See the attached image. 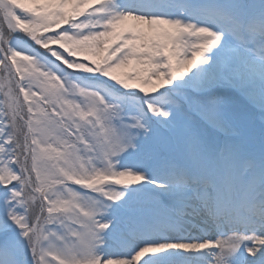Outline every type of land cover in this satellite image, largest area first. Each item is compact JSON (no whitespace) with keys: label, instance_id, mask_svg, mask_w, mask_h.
Masks as SVG:
<instances>
[{"label":"snow or ice","instance_id":"6c2138e0","mask_svg":"<svg viewBox=\"0 0 264 264\" xmlns=\"http://www.w3.org/2000/svg\"><path fill=\"white\" fill-rule=\"evenodd\" d=\"M0 264H264V0H0Z\"/></svg>","mask_w":264,"mask_h":264}]
</instances>
